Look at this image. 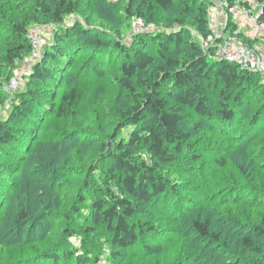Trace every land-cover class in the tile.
<instances>
[{"label": "rangeland", "instance_id": "1", "mask_svg": "<svg viewBox=\"0 0 264 264\" xmlns=\"http://www.w3.org/2000/svg\"><path fill=\"white\" fill-rule=\"evenodd\" d=\"M38 1L0 0V123L11 126L13 136L8 144H0V264H249L255 255L243 251L238 242L242 235L253 234L254 224L264 226L261 90L250 87L242 94L239 105L233 104L237 113L231 120L219 113L222 95L216 87L208 90L214 117H202L180 105L181 125L191 132L192 148L159 168L170 185L168 191L138 207L135 221L148 223L154 231L139 232L134 244L117 249L106 228L92 219L93 199L109 192L101 186V176L113 166L112 159H103L100 147L115 142L112 134L118 130L121 109L131 104L119 73L125 54L117 45L131 50L138 44L137 34L165 35L177 30L182 20L188 30L182 32L180 46L169 40L170 55L188 57V38L198 40L205 55L210 51L197 36L192 17L179 16V6L156 9L155 20L149 22L135 12L140 0H73L74 13L56 22L36 11ZM221 1L197 0L208 10L211 32L212 18L226 15ZM36 15L39 20L32 21ZM21 21L43 29L41 55L56 44L59 32L75 31L67 38L69 45L60 47L73 56L68 58L72 65L60 70V59L34 60L28 49L20 62H7L14 26ZM146 42V51L159 64L160 42ZM250 44L264 50V41ZM70 45L77 49L71 52ZM39 63L43 81L31 76ZM151 70L140 73L141 79L149 78ZM134 83L143 92L137 79ZM169 85L167 81L162 90L169 91ZM72 86L81 92L77 113L66 119L46 118L43 108L51 109L54 96L58 101L60 91ZM227 90H232V97L239 92L233 87ZM169 104L176 103L170 99ZM256 114L258 120L248 129ZM134 128L126 126L118 134L127 135ZM140 154L151 163L147 150ZM23 212L26 218L18 221ZM198 216L212 219L211 230L219 232V243L192 228ZM88 227L93 230L88 232ZM255 240L264 251V238ZM52 253L58 254L57 261L49 257Z\"/></svg>", "mask_w": 264, "mask_h": 264}, {"label": "trees", "instance_id": "2", "mask_svg": "<svg viewBox=\"0 0 264 264\" xmlns=\"http://www.w3.org/2000/svg\"><path fill=\"white\" fill-rule=\"evenodd\" d=\"M227 1L233 3L235 0ZM257 1L263 8L261 19L264 21V0ZM176 6L181 9L179 16L192 17L194 25L199 31L197 36L200 34L205 38L209 35L208 10L202 8L197 0H140L135 12L137 16L146 17L149 22H152L155 20L156 9L171 10ZM75 7L73 0H40L37 2L36 11L39 10L40 13L43 11L51 21L62 22L66 15L74 13ZM38 17L39 15L34 16L32 21L37 22ZM178 21V29L170 33L166 32L165 35L144 33L146 37H142L137 34L136 42L138 44L131 50L123 46V43L117 42V46L125 54L124 61L119 65V73L122 75V85L127 91L131 104L121 109L118 130L112 134L115 142L112 145L110 142H104L100 147L104 152L102 153L103 159H112L113 166L103 171L100 179L101 186L105 189L108 188V194L96 197L92 201V219L95 223L106 228V231L112 236L113 246L117 249L134 244L139 232L151 233L154 231V227L149 226L148 223L135 221L134 217L138 212V207L142 203H150L155 197L168 191L170 185L159 168L174 162L182 155L185 148L189 150L192 148L191 132L181 125L180 107L186 105L197 115L214 117V110L208 102V90L211 86L212 88L216 87L222 95V98L218 100L219 113L222 118L231 120L237 113L233 104L239 105L240 97L250 87L258 88L264 95V82L261 80L260 73L243 70L238 65L226 60L212 61L205 55L200 42L195 38L186 40L191 51L188 57L179 59L171 56L169 40L172 39L175 46H180L183 39L182 32L188 30L182 20ZM29 28L25 21L15 24L14 35L5 54L7 62L14 65L22 60L26 49L31 50L28 37ZM75 34V31L70 32V30L66 33L59 32L54 42L56 44L50 50L43 51L42 58L52 62L60 59L62 64L60 70L64 66L72 65L68 58L73 56L69 57V53L67 55L62 53L60 47L69 45L71 41L68 42L67 38L73 37ZM147 40L160 42L161 51L159 54L162 61L157 65L156 58L145 49L148 44ZM70 47L71 52L77 49L71 45ZM39 66L40 63L31 76L43 81L45 75ZM151 68V76L144 80L141 79L140 73L148 72ZM92 70L101 73L97 68ZM134 79L140 82L138 85L143 92L137 89ZM167 81H170V90L164 91L162 89L165 88ZM55 85L61 86L58 83ZM231 87L239 89L235 97H232V90L230 92L227 90ZM31 93L33 92L31 91ZM60 93L58 101L54 96L51 109L43 108L46 118L54 116L66 119L77 113L81 92L72 86L70 89L61 90ZM170 99L176 104L170 105ZM257 118V114L252 117V124L248 129H253V123L258 120ZM129 125L135 128L127 135L120 136L118 134L120 130ZM200 125L199 121L195 124V128L199 129ZM12 137V127L6 123H0V144H8ZM141 150H147L151 163L146 162L145 157L140 154ZM221 164H224V161H221ZM98 169L97 165L93 171ZM80 200L81 202L86 201L83 196L80 197ZM74 209L76 212L80 211L79 208ZM26 216L27 213L23 212L18 221H22ZM200 217L193 219L192 228L202 238L206 237L218 242L219 232L211 230L212 219L209 216ZM92 230L93 227L87 228L88 232ZM252 232L253 234L242 235L238 245L240 244L239 246L246 253L247 251L254 253L255 256L250 258L249 264H264L263 248L255 240V236L264 238V226L256 223L252 226ZM115 255L117 256V253ZM49 257L56 261L59 258L55 253L50 254Z\"/></svg>", "mask_w": 264, "mask_h": 264}, {"label": "built area", "instance_id": "3", "mask_svg": "<svg viewBox=\"0 0 264 264\" xmlns=\"http://www.w3.org/2000/svg\"><path fill=\"white\" fill-rule=\"evenodd\" d=\"M220 4L226 15L213 17L212 32L210 30L209 35L202 38L206 50L210 51L206 52V56L211 60L232 62L243 70L264 73V50L253 48L250 44L264 41L261 4L257 0H235L233 3L223 0ZM29 30L31 57L36 60L42 56L43 29L37 24ZM16 80H12V86Z\"/></svg>", "mask_w": 264, "mask_h": 264}]
</instances>
